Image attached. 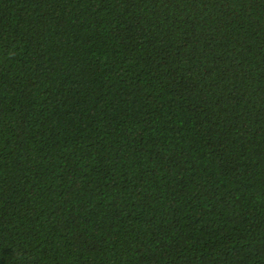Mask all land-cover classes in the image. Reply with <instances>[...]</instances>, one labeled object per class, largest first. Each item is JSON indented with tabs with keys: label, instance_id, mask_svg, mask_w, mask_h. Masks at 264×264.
I'll return each mask as SVG.
<instances>
[{
	"label": "trees",
	"instance_id": "trees-1",
	"mask_svg": "<svg viewBox=\"0 0 264 264\" xmlns=\"http://www.w3.org/2000/svg\"><path fill=\"white\" fill-rule=\"evenodd\" d=\"M0 264H264V0H0Z\"/></svg>",
	"mask_w": 264,
	"mask_h": 264
}]
</instances>
